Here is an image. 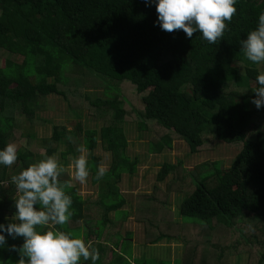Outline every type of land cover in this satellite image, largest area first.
Instances as JSON below:
<instances>
[{
	"label": "trees",
	"instance_id": "16d2710c",
	"mask_svg": "<svg viewBox=\"0 0 264 264\" xmlns=\"http://www.w3.org/2000/svg\"><path fill=\"white\" fill-rule=\"evenodd\" d=\"M235 6L223 37L209 44L199 32L189 39L183 30L163 31L155 5L144 0H0V148L21 135L17 117L33 123L40 99L50 94L85 102L94 118L104 119L99 130L83 128L80 121L71 131L53 126L51 136L41 140L45 156L60 145L65 158L80 148L92 151L98 143L110 153V166L99 181L100 158L87 160L91 183L98 188L95 199L79 195L61 173L60 182L69 185L73 215L65 225H49L72 237L83 236L98 251L97 264H123L121 250H128L122 243L132 237V232L122 234L125 199L117 186L121 174H134L138 164L126 153L127 119L140 132L151 133V153L172 148L177 138L191 153L200 152L210 135L240 146L224 168L216 160L192 170L181 161L164 163L157 179L174 174L177 190L183 192L180 220L169 224L165 219V196H147L150 208L138 202L147 215L144 241L180 237L185 246L182 264H231L229 255L253 247L255 264H264V107L252 105L251 88L260 71L243 56L240 44L257 27L264 0H237ZM82 74L100 82L104 97L88 94ZM124 84L140 97L141 108L130 106L121 92ZM17 149L11 166L17 173L10 175L9 167L0 166V222L5 224L11 222L19 196L11 177L37 157ZM152 213L159 216L155 219ZM22 242L8 238V245ZM19 260L17 252L0 249V264H21Z\"/></svg>",
	"mask_w": 264,
	"mask_h": 264
},
{
	"label": "clouds",
	"instance_id": "9594fccd",
	"mask_svg": "<svg viewBox=\"0 0 264 264\" xmlns=\"http://www.w3.org/2000/svg\"><path fill=\"white\" fill-rule=\"evenodd\" d=\"M144 3L155 5L157 23L163 31L183 30L189 39L199 32L209 44L223 37L227 22L237 12V0H144ZM240 44L248 61L264 65V12L258 16L257 27ZM255 80L251 102L260 109L264 106V71ZM17 158L15 143L0 148V166L11 167ZM74 169L75 180L85 183L89 168L84 155L74 160ZM62 171L55 158L44 156L11 177L19 196L14 199L11 222H0V249L7 247L17 252L21 264H80L81 261L97 264L100 258L98 251L82 238L49 228V225H65L73 215V201L66 193L69 185L59 179ZM107 171L103 165L98 166L95 179H103ZM8 238H23V242L19 247L8 245Z\"/></svg>",
	"mask_w": 264,
	"mask_h": 264
},
{
	"label": "rangeland",
	"instance_id": "374dc122",
	"mask_svg": "<svg viewBox=\"0 0 264 264\" xmlns=\"http://www.w3.org/2000/svg\"><path fill=\"white\" fill-rule=\"evenodd\" d=\"M0 65H2V60L0 61ZM238 65L239 70L244 73V67L240 63ZM256 67L259 71H264V65L257 64ZM81 77L85 80L86 91L91 97H104L103 88L99 81L95 80L93 76H88L86 74H82ZM121 92L131 107L141 108V99L133 93L130 85L124 84ZM252 105L254 104L252 103ZM128 107L129 106L126 105V108ZM97 118H94L90 110L86 107L85 102L81 105L80 100L67 101L62 96L50 94L40 99L39 106L37 107L36 119L33 123L28 122L24 116L17 117L21 135L15 139L14 143L17 147L26 148V150L33 152L37 156L36 162H38L45 156V148L41 140L51 136L53 126H59L67 131H71L75 128L76 123L80 121L83 128L99 130L104 123V119L100 117ZM27 133L32 134V137L29 138ZM124 133L128 142L126 153L130 159L136 158L138 161L135 173L131 175L122 173L117 185L120 193L125 199L122 208L126 209L129 213L128 216H130L124 223L122 232L125 234L128 231L133 234L132 238L129 234L125 238L126 240L123 241V245L127 250L135 246L132 244L133 242L130 241L131 239L135 238L138 244H140L139 241L143 242L144 240L143 227L145 226L147 215L140 211L138 205L142 203V205L146 206V209L150 208L148 207L149 200L147 196H153V194L157 198L165 196L169 209L165 210V219L169 224L179 222L180 220L178 212L183 198V192L177 190L174 174L169 173L162 181L157 179V174L164 163L175 165L181 161L183 168L192 170L194 166L206 160H216L219 161L220 165L224 168L230 165L240 149L238 145L217 141L214 139V136L210 135L208 139H205L203 149L200 152L191 153L188 144L184 140L177 138L173 141L172 148L164 149L161 153H151L148 151V142L152 137L150 132H140L135 122L127 119L124 123ZM64 149L65 146L60 145L51 157L55 158L59 166L63 169L62 174L69 176V184L77 187V193L79 195L83 198L95 199L97 197L98 188L97 185L91 183L90 176L87 177L85 183H80L75 180L74 160L81 155H84L85 158L89 160L93 155L100 158L99 166L103 165L108 169L111 162L110 153L105 151L101 144L98 143L96 148L92 151L80 148L75 153L62 158L61 152ZM14 173H17L16 169H11V167H9V174L11 175ZM155 189L156 191L154 192ZM138 202L140 203L138 204ZM151 209H153V207H151ZM151 215L155 216V219L159 216H157V213H152ZM109 216L113 218L114 213L111 212ZM144 218L145 220H143ZM171 242L180 244L179 248L185 247L182 244L181 238L175 237L174 239H160L157 240L156 243L151 242L148 243V246H137V248L141 250V252H143L142 249L144 248L160 250L163 254L160 260L164 263H169L170 251L168 245H170L169 243ZM160 243L165 244L156 247V245ZM150 244H154L155 246L152 248ZM255 259L256 249H254V247L251 248V251L241 249L238 255H229L231 264H255ZM181 261L182 260H180V263L182 264ZM148 263L151 264V262ZM175 264H179L178 259Z\"/></svg>",
	"mask_w": 264,
	"mask_h": 264
},
{
	"label": "crops",
	"instance_id": "0c3cea01",
	"mask_svg": "<svg viewBox=\"0 0 264 264\" xmlns=\"http://www.w3.org/2000/svg\"><path fill=\"white\" fill-rule=\"evenodd\" d=\"M120 210H122L126 213V216L122 215V216L126 217V219L124 221V223H125L130 217V216H128L129 213L126 211V209H123L122 207L120 208ZM114 216H115V213H114ZM124 223H123V226H124ZM122 234L124 235L123 232H122ZM81 238L83 239L84 237L81 236ZM163 239H165V238H163ZM130 241L133 242L132 243L133 245H135V246H133L132 249H128V251H124V249H122V250L119 249L123 252L124 259L126 260L123 264H149L148 262H151V264H175L177 259L179 261V264H181L180 260H181V257L183 255L184 247L179 248L180 244H177L175 242L169 243L170 245H168V246H169V251H170V262L164 263L162 260H160L163 257V254L160 250H150L151 248H144V249H142L143 252H141V250H139L137 248V246H148V242L143 240V242L139 241L140 244H138V242H136L135 238L131 239ZM176 241H177V239H176ZM154 243H156V242H154ZM164 244L165 243L157 244L156 247H159V245L161 246ZM106 245L110 246L111 242L108 241L106 243ZM150 246H152V248H153L155 245L150 244ZM110 247L112 250L114 249L112 246H110ZM122 248H123V243H122ZM115 250H117V249H115ZM108 251H109V248L106 247V253L104 255L106 260L107 259L109 260L111 258V255H110L111 253H108Z\"/></svg>",
	"mask_w": 264,
	"mask_h": 264
}]
</instances>
